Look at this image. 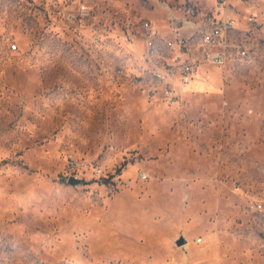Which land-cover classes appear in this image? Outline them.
I'll use <instances>...</instances> for the list:
<instances>
[{
	"label": "rangeland",
	"instance_id": "374dc122",
	"mask_svg": "<svg viewBox=\"0 0 264 264\" xmlns=\"http://www.w3.org/2000/svg\"><path fill=\"white\" fill-rule=\"evenodd\" d=\"M0 264H264V0H0Z\"/></svg>",
	"mask_w": 264,
	"mask_h": 264
},
{
	"label": "built area",
	"instance_id": "2783aa9c",
	"mask_svg": "<svg viewBox=\"0 0 264 264\" xmlns=\"http://www.w3.org/2000/svg\"><path fill=\"white\" fill-rule=\"evenodd\" d=\"M217 6L219 12H223V10L225 9H223L224 4L219 1ZM186 11L190 16L197 15V10L193 7L186 8ZM224 17V19H221L220 21L216 22L209 30L202 29V40L206 44L213 45L223 41L226 37V34L234 27L233 18L227 15H225ZM141 26L145 32L146 42L148 44V52L150 54H154L156 52L155 44L158 41L164 39L165 36H163L161 32H159V29L156 27V25L153 24L151 20H145ZM172 35L173 37L167 39V42L165 44L166 47L170 49H176L177 47L180 49L185 44V41L189 39L182 35L181 29H175L174 32H172ZM14 47H16V45ZM243 53L245 54V52ZM209 57L216 64L223 63V58L218 53L209 54ZM193 71V66L190 64H186L182 68L183 80L185 83H190L192 81ZM158 75L161 76V73H158Z\"/></svg>",
	"mask_w": 264,
	"mask_h": 264
},
{
	"label": "water",
	"instance_id": "95a60500",
	"mask_svg": "<svg viewBox=\"0 0 264 264\" xmlns=\"http://www.w3.org/2000/svg\"><path fill=\"white\" fill-rule=\"evenodd\" d=\"M69 182L71 183V184H78V183H80V180L78 179V178H76V177H70L69 178ZM186 243V239L182 236V237H180L178 240H177V244L179 245V246H181V245H184Z\"/></svg>",
	"mask_w": 264,
	"mask_h": 264
}]
</instances>
